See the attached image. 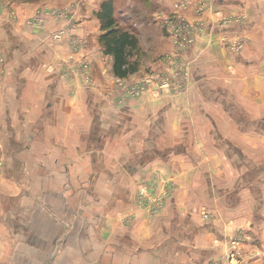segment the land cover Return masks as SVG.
Here are the masks:
<instances>
[{
  "label": "crops",
  "instance_id": "1",
  "mask_svg": "<svg viewBox=\"0 0 264 264\" xmlns=\"http://www.w3.org/2000/svg\"><path fill=\"white\" fill-rule=\"evenodd\" d=\"M3 1L0 264H215L235 237L241 264H264V0H193L184 14L206 26L187 49V90L123 99L98 41V0L73 7L94 87L50 67L66 41L24 24L77 0ZM173 1L156 0L153 14H171ZM217 13L244 19L215 26ZM223 34L245 46L233 54ZM149 181L170 191L151 217L136 204Z\"/></svg>",
  "mask_w": 264,
  "mask_h": 264
},
{
  "label": "rangeland",
  "instance_id": "2",
  "mask_svg": "<svg viewBox=\"0 0 264 264\" xmlns=\"http://www.w3.org/2000/svg\"><path fill=\"white\" fill-rule=\"evenodd\" d=\"M17 1H23L25 3L38 5L49 0ZM103 1L104 0H98V2L96 1V4L98 3L99 5H97L99 9ZM155 1L156 0H112L120 26L134 33L138 39V48L136 53L134 54V58L138 63L137 71L141 68V66L143 67L142 74L139 77L132 79L131 81L120 78H114L112 80V85H114L115 87V90L112 91L114 94H112L117 98L119 93H122V99L123 97L140 98L141 96L145 95H149L151 97L153 95H157L151 91V89H153L154 87L153 79L156 80L154 76L160 79L157 81L163 82L161 80L165 78H172L175 74H178L180 70H184V81H186V75H188V78L191 82V68L189 67L191 59L187 54V50H184L185 42L182 43L183 36H186V38L190 37L192 39V42L190 43V45H188L189 47H192L195 44L196 33L198 31L201 32L203 30V27L206 26V23H204L203 25H199L202 27V29L201 27L199 29V22H191L190 20L193 19H190L184 14L189 10L188 8L191 3H193V0H174L172 2L171 14H167L168 16L166 15L164 17L157 16L158 12L156 11L155 12L157 14H153V3H155ZM196 1L198 2V4L202 5L199 0ZM7 4L8 2L0 0V14L5 12L4 7H9V4ZM81 5L82 1L77 0L74 5L62 6L66 7L63 9H49L43 14L38 12L26 18L24 24L31 30L45 32L44 37L48 38L49 42L51 43L63 44V42L66 41L68 44L66 57H64V59L56 61L54 64L50 65V67L59 69L62 72V76L67 79V81L72 82L76 80L84 86L94 87L95 79L93 77V74L91 73V65L89 61L84 56L82 58L80 57V59H78L76 56V54H81V51L86 44V40L82 39L81 36L74 34L72 31L74 30L73 27L75 26L73 7H80ZM195 9H197L196 11H198L200 7H195L194 10ZM9 14L11 18L15 17L13 13L10 12ZM47 17H52L58 21L65 20L70 26L65 25L60 28H53L48 30L46 25ZM216 18L214 23L215 26H223L233 22L236 23L244 19V17L239 15L231 17L221 15L222 22L217 23L218 19ZM153 19H157L158 23H153ZM228 19H230L229 22H227ZM40 21L42 22V24H39ZM172 22L174 23L173 26H171ZM187 25H189V28ZM61 31L66 32L65 35H63L65 37H63L62 39H54L53 34L59 33ZM166 40L168 42V45L167 42H165ZM221 41L224 47L233 54L239 53L245 46V40L240 35L231 36L229 34H223L221 37ZM235 41L238 42L236 45L234 43ZM157 52L160 53L157 54ZM77 63L81 68L77 67L73 69V65ZM85 64L86 69H89L88 75L86 73V69L84 68V66H82ZM147 64L149 65L147 66V68H145ZM155 64L157 65V69H155L156 67H153V65ZM129 77L130 76H128L127 78ZM135 85L141 87V91L136 96L135 93H133V89L136 88ZM168 94L175 95L179 93L171 92ZM161 179L164 180V178ZM161 190L164 192L166 191L164 189ZM169 192L170 191L168 188V194L165 196L164 201L169 195ZM154 198L153 182L151 183V181H149L148 184L141 185L136 192V204L147 217H151L154 214H157L164 206L161 205L156 210L159 205L156 204L157 201L154 200ZM225 260H228V251L226 252L224 261Z\"/></svg>",
  "mask_w": 264,
  "mask_h": 264
},
{
  "label": "trees",
  "instance_id": "3",
  "mask_svg": "<svg viewBox=\"0 0 264 264\" xmlns=\"http://www.w3.org/2000/svg\"><path fill=\"white\" fill-rule=\"evenodd\" d=\"M112 0H104L96 17L100 21L98 41L105 55L112 57V72L116 78H126L138 68L134 54L138 39L134 33L119 24Z\"/></svg>",
  "mask_w": 264,
  "mask_h": 264
},
{
  "label": "built area",
  "instance_id": "4",
  "mask_svg": "<svg viewBox=\"0 0 264 264\" xmlns=\"http://www.w3.org/2000/svg\"><path fill=\"white\" fill-rule=\"evenodd\" d=\"M58 15H61V14H58ZM217 15H218V21H217V23L222 22L221 15L219 13H217ZM229 21H230V19L227 20V22H229ZM39 24H42V22L40 21ZM173 24L174 23L172 22L171 23V26H173ZM187 26L189 28V25H187ZM65 33L66 32L61 31L59 33L53 34V37H54V39H62L63 37H65V36H63V35H65ZM191 42H192V39L190 37H187L186 38V36H183L182 43H184V50H187L189 48L188 45H190ZM234 43L236 45L238 42L235 41ZM1 61L2 60H0V62ZM82 66H84V68L86 69V64L85 65H82ZM77 67L78 68H81L78 63L75 64V65H73L72 68L74 69V68H77ZM86 73L88 75L89 69H86ZM184 76H185L184 70H180L178 74H175L170 79L165 78V79L161 80L163 82L157 81V80H160V79H158V78H156V76H154V78L156 80L153 79V85H154V87H153V89H151V91L154 94H157V95L164 94V93H167L168 94V93H171V92H174V93H182V92H184V91L187 90L188 84L190 82V80L188 78V75H186V77H187L186 81H184ZM168 80H169V82H168ZM135 87L136 88L133 89V93H135V96H136L141 91V87L140 86H137V85H135ZM155 183H156V181H155ZM161 189H164L166 191L164 192ZM153 192H156V194L154 196L155 198L154 197L153 198H154V200L157 201L156 204L159 205L156 208V210H157L161 205H163L164 198L168 194V188L166 187V182H160L159 184H157V183L156 184H153ZM201 216H202L203 219H209V218H211L210 212L207 211L206 209H203L201 211ZM239 244H240V240H239L238 237H235L234 239H231L230 242H228V249H227V251H228V260L227 261L225 260L224 262L215 263V264H241V262L243 260L240 257Z\"/></svg>",
  "mask_w": 264,
  "mask_h": 264
}]
</instances>
